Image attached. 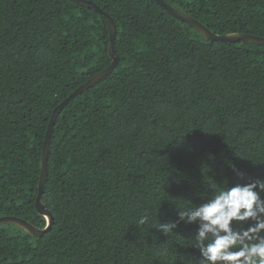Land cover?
Instances as JSON below:
<instances>
[{
  "label": "trees",
  "instance_id": "1",
  "mask_svg": "<svg viewBox=\"0 0 264 264\" xmlns=\"http://www.w3.org/2000/svg\"><path fill=\"white\" fill-rule=\"evenodd\" d=\"M92 1L118 27L119 64L57 118L52 228L0 225V264H201L199 219L168 238L134 223L179 220L176 203L235 181L229 160L264 174V45L207 40L156 0ZM165 1L216 34L264 36V0ZM109 41L105 16L72 0H0V217L47 226L35 201L51 115L111 63Z\"/></svg>",
  "mask_w": 264,
  "mask_h": 264
},
{
  "label": "clouds",
  "instance_id": "2",
  "mask_svg": "<svg viewBox=\"0 0 264 264\" xmlns=\"http://www.w3.org/2000/svg\"><path fill=\"white\" fill-rule=\"evenodd\" d=\"M228 167L235 181L219 183L222 187H214L194 209L176 203L179 220L164 222L159 213L160 223L153 225L150 214L144 213L134 225L139 229L151 225V231L155 229L168 238L180 220L187 217L192 223L199 219L202 223L195 247L203 257L201 264H264V174L250 175L233 160L228 161ZM249 220L254 223L237 226Z\"/></svg>",
  "mask_w": 264,
  "mask_h": 264
},
{
  "label": "water",
  "instance_id": "3",
  "mask_svg": "<svg viewBox=\"0 0 264 264\" xmlns=\"http://www.w3.org/2000/svg\"><path fill=\"white\" fill-rule=\"evenodd\" d=\"M82 6H85L90 9L97 10L101 14H103L107 20L108 27H109V56L111 58V63L103 69L98 74L91 77L87 80L84 84L80 85L74 92H72L61 104H59L54 110L51 115L48 129L45 135L44 146L42 150V164H41V172L40 178L38 183V195L36 197L35 206L36 210L39 214L45 216L47 220V226L45 228H39L29 220L24 219L19 216H12L6 215L0 217V225L4 224H12L16 225L34 237H42L45 233H47L53 226L54 223V216L50 210H48L44 204V192L45 187L49 175V155H50V146H51V136L54 130L55 123L57 118L59 117L62 110L78 95L82 94L88 88L96 85L106 77H108L118 66L120 56L116 49V37H117V30L118 27L114 21V19L106 13L98 4H96L92 0H72ZM170 15L173 17L190 24L194 27L197 31H199L207 40L210 41H223V42H254L257 44L264 45V36H255L248 33L236 32V33H229V34H216L212 30H210L207 26L203 23L198 21L197 19L193 18L192 16L174 8L165 0H156Z\"/></svg>",
  "mask_w": 264,
  "mask_h": 264
}]
</instances>
